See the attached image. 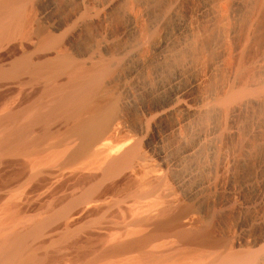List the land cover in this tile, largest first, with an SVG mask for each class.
Instances as JSON below:
<instances>
[{
    "label": "bare ground",
    "instance_id": "bare-ground-1",
    "mask_svg": "<svg viewBox=\"0 0 264 264\" xmlns=\"http://www.w3.org/2000/svg\"><path fill=\"white\" fill-rule=\"evenodd\" d=\"M124 1L79 0L80 8L69 21L76 22L88 9L104 13ZM180 1L172 0L173 12H167L172 17ZM231 2L224 9V20L242 5L241 0ZM35 3L0 0V264H264V233L253 239L239 226L236 236L228 239L227 229L214 222V214L221 217L235 206L238 211L263 210L264 188L255 191L251 201L241 202L242 190L255 181L241 182L236 190L227 187L230 183L222 187L215 174L234 173L235 158L219 148L213 152L209 145L208 161L221 152L217 163L205 160L202 169L211 172L214 167V177L198 179V168L180 174L182 160L196 155L206 142L212 143L220 130L201 131L186 144L193 133L191 124L203 107L217 100V105L230 107L259 92L256 88L264 89V83L256 88L237 84L233 90L230 85L224 93L220 90L223 95L219 91V97L193 95L215 72L220 58L188 85L181 86L185 73L179 69L171 71L166 82L159 79L170 54L190 41L193 22L219 15L213 1L202 2L190 15L174 16V29L155 40V30L165 24L162 17L151 22L147 10L143 11L140 21L151 23L138 33V18L135 21L129 14L122 33L81 53L68 52L65 46L67 51L59 46L46 48L49 40L52 43L50 33L29 32L31 19L37 17ZM87 12L85 18L95 22L102 16ZM47 13H38L39 19ZM146 41L152 43L142 55ZM256 59L264 65L263 53ZM146 92L167 96L143 111L140 119L128 114L127 109ZM168 116L174 117L168 130L149 131L150 120ZM228 128V137L238 134L232 124ZM167 134L183 145L175 159L169 160L160 148ZM207 189L221 190L227 200L202 213L190 204ZM255 224L264 225V216Z\"/></svg>",
    "mask_w": 264,
    "mask_h": 264
},
{
    "label": "rangeland",
    "instance_id": "rangeland-1",
    "mask_svg": "<svg viewBox=\"0 0 264 264\" xmlns=\"http://www.w3.org/2000/svg\"><path fill=\"white\" fill-rule=\"evenodd\" d=\"M204 1L205 2L213 1V4H214L213 10L216 9L215 11L216 12L218 11L217 14L219 15H216L215 13L216 16L213 19H211L213 21L211 20L209 21V19L204 18L198 22H195V21L193 22L194 31L192 33L190 41H188L184 46H182L181 49H177L174 52H172L173 54H170V57L172 55L173 56L169 58V61L167 63H164V66L166 67V69L164 70L165 72L161 74L159 78L161 81L160 80L159 81L166 82L170 78L171 73L179 69V71L181 70L183 73H185L184 80L181 83V86L188 85L193 78L206 73L208 71L209 65H211V63H213L214 61L216 62V60L220 58L221 61H220V64L218 65L219 67L218 66H217L218 68L216 67L215 72L207 78V81H205L202 86L192 91L193 95L197 94V95L207 96L209 94L212 95L213 93V96L215 95L214 97L216 96L219 97L220 95H223L222 92L224 93L225 91H227L226 89L230 87V85L231 87L230 89L228 88L229 90L232 89V86L234 89H236L238 88V85L240 87L242 85H245V83L246 85L248 84L247 86L252 85V87H255L257 85H258L257 87L263 86L264 85L263 84L264 83L263 82L264 81V65H258V63L256 62L257 61L256 58H258V55L260 56V54L262 53L264 54V0H241L242 5L240 4L241 6L233 8L234 12L233 11L232 12L234 15L232 14V17H230L229 20L227 19L228 21L224 20V18L226 17L225 15H227L225 14L226 12L224 13V9L225 7L227 9L229 7V4L231 5L232 0H209V1L208 0H181L180 4L178 3V6L176 10L174 11L175 12L174 16L180 18V17L190 15L191 13H194L204 3ZM35 2L36 1L34 0V3ZM37 2L41 6L39 5L38 7V4H36ZM37 2L35 3V6H34V11L36 8V11L34 13H35V16L37 17L35 19L33 18L34 21L31 19V24L32 23L33 24L31 25L32 28L29 32L31 33H39L43 31L48 32L50 33V35H52L51 36L52 43H51V40H49L48 43H51V44L47 43L46 48H48L49 45L52 48L53 46L55 47L59 46L60 48H63V49L67 48L68 52L71 51V53L72 52L75 53L76 51L79 53L80 51L85 52V50L87 51L88 49L89 50L95 49L97 45L98 47L99 45L100 46L103 45L102 42L104 43V40H106V38H110L111 36L115 38L114 36L116 34L123 32V29L127 25L126 23H128L127 16H130V15L132 16V19L135 21L138 18L137 20V23H138L137 31L139 30L138 33H142V31L145 30L152 21L155 22L158 17H159L158 19H160L161 17L163 18V19L161 18L160 20H164L165 24H163V26L164 25L165 26L164 27L161 26V28L159 27V29L157 28L155 30V32L157 31L158 33L157 32L154 33L153 35L154 40L158 39V37H160L162 33L165 32V30L170 31L174 29L173 26H175L174 20L176 18H174V16L172 17V14H170L171 15L170 17V15L167 13L169 11H170L169 13L173 12V10H171L172 0H126V2L124 1L119 4H116L114 5L115 7L113 6L112 8H110V10H107L106 12H104L105 16H103L104 13H101L99 11L96 12V9L95 11L88 9L89 11H92V12H89L86 9L88 12L87 11L85 12H87L88 14L90 13L89 15L91 16L96 15L93 12L97 14L99 12L100 15L102 16L100 17V20L96 19L97 21L95 22V20L94 21L88 20V17L85 18L86 13L83 12L85 15L82 14L83 16H81V18L78 19L79 24L77 22L78 20H76V22L71 21L73 23L69 21V18H71V16L74 15L78 7L80 8V6H78L80 5L79 0H40V1L37 0ZM38 8H40L41 11ZM44 10L48 12L46 14L47 17L45 16V19L40 17L41 19H39L38 13L40 14ZM143 11H146L147 14L149 15V19L151 21L150 23L148 22L142 23L140 21V20H143V18L141 19L139 18L142 15H144V13H146ZM140 13L142 15H140ZM160 14H165V15H160ZM167 16L170 18V20ZM82 19L90 21V22L89 23H87L86 21L84 22ZM165 20H168V22L167 21L165 22ZM81 21L84 23L81 24ZM79 25L81 26L79 27ZM229 30L233 31V34H229ZM103 34H105L104 38L100 36ZM140 35L141 34H139V36ZM124 41L123 42L121 41L118 43L124 44L126 42ZM118 43L115 42L114 44L117 47H119ZM145 43L143 44L144 48L142 47L141 49L142 53L140 52L142 55H144L145 52H147L148 50L147 49L148 47L146 46H149L150 43L152 42L150 41L148 44V42L146 41ZM111 47H114V46H111ZM235 48H238V52L233 51L235 50ZM172 59L173 60L175 59L176 61L175 60L172 61ZM183 66H184V69H183ZM166 70H168L169 72ZM234 81L236 82L234 83ZM255 83L257 84L255 85ZM235 85H237L236 88H235ZM220 90L221 91L223 90V91L221 92ZM255 90L259 92H252V94L250 93L251 95L248 94L250 97L245 95V97L241 98L242 103L238 100L236 101L234 105L232 104H230L231 106L229 105L231 108L228 106L222 105L224 108L226 107L224 109L221 106V104L217 105L218 100L213 101L214 103L209 102L210 104L208 103L206 104L207 106L205 105V107H203V112L200 115L202 117L198 116L202 120H200L199 118H196V120L198 119L199 121L194 120L192 122L191 124V127L193 129L192 132L195 135L193 133L190 134L188 138L189 140L188 141L186 140V144H190L191 142H193L196 135L199 134L201 131L206 132L216 127H218V129L220 130L217 136L213 140H211L212 143L206 142L202 146L203 149L200 148L199 152L196 155H194L193 157L189 159H185V161L182 160L183 170L182 168L180 169L181 170L180 174H182L183 171L185 172L192 168H198L197 169L198 179L205 180L208 177L213 178L215 174V170L213 169L214 167H211L212 170L210 168L211 172H209V170H206L207 173L206 171H203L205 170L204 168L206 166L205 165L206 162L209 160L208 155L212 154V152H210V150L208 149L214 147L213 152H215L214 150L215 149L217 150L218 148L223 151L225 150L226 154L228 153L227 155H231L230 157L231 158L233 157V159L235 158L234 162L236 165L234 167L235 171L233 170L234 173H231L230 176L226 174H223V175L215 174V176L219 177L218 180L217 179L216 180L223 184L222 187L223 186L225 187L226 183L227 184L230 183L228 184L227 187H229L230 185V187L231 186L234 187V189L233 187L231 189L236 190L237 188L235 187H237L241 182H247V181L252 180L257 183L256 184L255 182H253V184L251 183L247 189L244 188L243 189L244 191L242 190L241 202L243 203L249 202L252 199H254L256 195L255 191L257 193L259 188L260 189L261 187L264 188V93H262L264 92V89L259 87L258 89L256 88ZM219 91L221 94L219 93ZM253 93H256V94H253ZM166 96H167V93L165 92L163 93L160 92L156 94L154 93L151 94L149 92H146L142 94L141 96L140 95L138 96L139 99L136 100V104H134V106L129 107L127 109V112L128 114L139 117L140 119L141 113L143 111L153 109L155 106L162 103V101L165 100ZM248 98H251L256 103L254 104L247 103V100H251ZM253 98L257 100L255 101ZM236 104H239V105H236ZM221 108H223V110ZM173 120H174L173 116L163 117L160 119H156L152 122H150L151 121L150 120L148 124V129L149 131H151L154 127H156L158 128L157 130L159 132H165L166 130H168L169 126H171V124L173 123ZM229 124L230 125L232 124L236 128L237 133H238L236 134L237 136L235 135L232 138L227 136L228 130H226V127L228 128L230 126ZM167 135H170V136L168 137ZM167 135H165V139L163 143L160 145V148L161 149L163 148L162 150L166 152L167 158L169 160L172 158L175 159L178 155L177 153H179L180 151L179 148H181V146L183 145H179L174 139L173 135L171 134H167ZM152 142H154L153 139L151 140L150 143ZM221 143L222 144L224 143V144L222 145ZM208 145L210 148H208ZM222 147L226 149H223ZM216 153L213 156V159H212L213 162L211 160L208 161L209 164L212 165V163H217L219 161L221 152H219L220 156L218 153L217 154ZM229 177L231 178V181L228 180ZM191 185L192 183H189L188 185H186L184 187V190L188 191ZM251 185H253V187ZM221 192L222 191L219 190L216 193L213 191V189H211V191L210 189H207L206 191H204V193L197 196L195 199L193 198L194 199V200L192 199L193 202H196V203L193 205V202H192L190 206L191 205L192 207L196 206L193 208L199 210L202 213H207V212L209 213V211H211L213 207L214 208L220 207L221 205H224L225 201L227 200L226 194H224L223 192L221 193ZM198 197L201 199H199ZM235 207L237 208V206ZM235 207L229 208L224 214H222L221 217L218 214H214L215 217L217 216L216 217L217 219L215 218L217 221L214 219L215 225L216 226L218 225V227H221L223 225L222 227L223 228L225 227L227 229L225 230V234L226 236H228V239H231V238L233 239L234 235L236 236L235 229L239 226L242 228H245L247 235H251L252 238L254 237L253 239L259 238L261 235H263L264 225H260V224L257 225L255 223H257V221L261 219L262 216H264V211H263L264 209L246 212V211H238V209H235ZM189 208L193 209L191 207Z\"/></svg>",
    "mask_w": 264,
    "mask_h": 264
}]
</instances>
